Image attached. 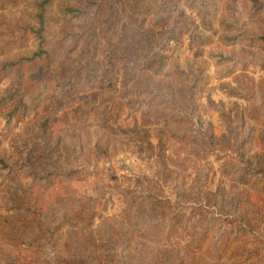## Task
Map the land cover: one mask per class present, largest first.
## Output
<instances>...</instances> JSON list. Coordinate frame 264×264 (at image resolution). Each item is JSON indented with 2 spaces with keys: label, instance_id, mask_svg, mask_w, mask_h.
I'll list each match as a JSON object with an SVG mask.
<instances>
[{
  "label": "rangeland",
  "instance_id": "obj_1",
  "mask_svg": "<svg viewBox=\"0 0 264 264\" xmlns=\"http://www.w3.org/2000/svg\"><path fill=\"white\" fill-rule=\"evenodd\" d=\"M38 1L0 0V66L15 63L0 71V264H234L228 249L216 262L207 246L149 250L150 231L136 224L168 210L176 188L189 203L171 225L185 233L196 195L210 217L237 201L258 211L247 205L254 191L264 208V174L249 166L264 160V4L249 17L251 0H229L233 14L221 18L223 0H173L160 25L163 0H90L82 6L95 14V39L75 48L78 21L59 6L72 0H54L48 62L28 59ZM89 51L92 78L57 88L65 64ZM145 89L155 104L142 103Z\"/></svg>",
  "mask_w": 264,
  "mask_h": 264
},
{
  "label": "trees",
  "instance_id": "obj_2",
  "mask_svg": "<svg viewBox=\"0 0 264 264\" xmlns=\"http://www.w3.org/2000/svg\"><path fill=\"white\" fill-rule=\"evenodd\" d=\"M53 1L54 0H39L38 2H36L37 11L34 14V18L37 28L34 29L32 26H28V28L32 33L35 34L36 38L38 39V46L37 49L32 52L31 56H29L28 59H34L44 54L48 58V62L50 61L51 51L47 48L48 41L46 40L43 32L45 31V24L47 21L45 15L46 8L51 6ZM84 1H86L87 3ZM89 1L90 0H72V2L68 1L59 4L62 14L68 15L69 18L73 19L74 21H78L76 22V30H80V32H75L76 30L69 31L70 35H75V40L72 45H75L81 38L90 42L95 39L97 23L96 17H94L95 14L90 15V13L82 6L83 3L88 4ZM251 2L253 3V6H255V9H248L249 17L254 16L253 13L258 12V10L262 8L261 6L260 8L256 6L263 5L264 0H251ZM222 3L223 4L220 11V17L222 18L223 15L226 14L232 15L233 11H231L230 8L231 2L229 0H223ZM172 5L173 0H163L160 9V15L157 18L158 24L164 25L165 21L167 22L170 20V14L175 11V7H171ZM253 6L251 8H253ZM77 19H82V21ZM174 30L175 29H173L172 31ZM241 31L244 32V29H241ZM261 35H263L264 37V33ZM76 47L77 44L75 48ZM67 57L68 56H63L62 58H60L61 62H63ZM115 57L120 59L118 56L113 54L105 56V58H107L108 60H113L115 59ZM95 58V53L89 51L85 58H82L81 63H78L73 59L69 60L64 67L66 71L63 73L64 76H62V84L57 88L61 90H71V88H74L77 84V88L83 86V80L92 78L94 72L97 71V64L94 61ZM70 64H74V66L70 70V72H67ZM12 65H15V63L11 60H7L0 66V71H3L5 69L7 70L11 68ZM109 65L112 64H107L108 67ZM102 86L103 89L106 90L104 83L102 84ZM113 91L115 92L116 89L114 88ZM141 92L145 94L144 98L142 99V103L146 99V97L150 104H155V102L159 100V95L154 94L147 89L138 90L137 94H141ZM103 99L104 98L101 97L100 101ZM120 127L117 126V128ZM127 131H131L130 134L138 135L133 133V131H135V128H127ZM139 141L141 142V140ZM261 164H263V166H254L252 165V163H249L251 174H254L256 178L258 175L264 174V160L261 162ZM197 174L200 175L201 173L198 172ZM193 189L194 187H192L190 192H192ZM182 192L183 190L180 191L176 188L174 196L171 197L173 200V204L171 206H168V210L161 211L158 218H154L153 220L148 216H144L142 219L144 220L145 218L146 224H136L137 226L143 228L145 232L147 231V229L150 231L151 246L149 250H151L152 244L156 245L155 251L160 252L162 251V249H172L178 243L183 242L186 246L188 244L207 246L209 249H207L206 253L203 250L202 251L203 253H205V255H211L208 258L211 259L212 262H216L217 258L221 256L220 252L222 250L226 251L228 249V252H226L227 256L233 260L234 264H239V262L241 261L246 263L245 260L248 262V264H264V221L262 222L260 218L264 215V208L260 206V204L262 203L261 200L260 202H258L254 201V198H252V193L256 191L252 192L248 196L247 205L249 204L248 206L259 208L258 211L252 209L250 210V213H248L249 208L247 209L240 207L241 201H237L236 203L238 206L234 204L231 210L226 212L225 218H222L220 215H217L215 213L213 217L207 216L209 213V206L205 204L203 197L200 198L199 195H196L195 197L197 198H192V202L194 203V205H192L190 211L188 212L189 215L186 218V222H188V224L189 222L191 223V232L186 233V224H180L182 226H177L176 228L171 225L175 218L179 217L184 219L181 216H184L186 214L185 211L188 207L184 204L189 203V201L180 199V197H182ZM210 213L212 214L213 212L210 211ZM208 222L210 223L211 227L207 225ZM211 222L213 225H211ZM38 226L41 228V223H38ZM216 228L219 231L217 234L219 236L218 240L211 234V230ZM232 241H235L238 244H236L237 246L235 248H232L230 250L229 248H227V246ZM247 242L251 243H248V245L245 246ZM211 248L213 249L211 250ZM196 249L195 251H197ZM260 255H262L263 257H259ZM158 257L161 259L159 255ZM156 261H158L156 256L150 259L148 258V264H165L164 259L161 260V262L156 263Z\"/></svg>",
  "mask_w": 264,
  "mask_h": 264
}]
</instances>
